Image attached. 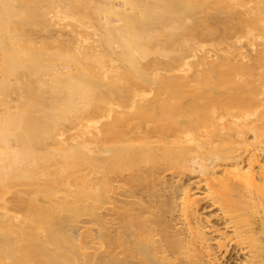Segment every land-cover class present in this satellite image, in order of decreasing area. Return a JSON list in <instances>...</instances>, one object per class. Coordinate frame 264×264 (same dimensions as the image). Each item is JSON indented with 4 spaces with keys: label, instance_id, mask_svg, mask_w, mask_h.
Listing matches in <instances>:
<instances>
[{
    "label": "bare ground",
    "instance_id": "1",
    "mask_svg": "<svg viewBox=\"0 0 264 264\" xmlns=\"http://www.w3.org/2000/svg\"><path fill=\"white\" fill-rule=\"evenodd\" d=\"M232 245L264 264V0H0V264Z\"/></svg>",
    "mask_w": 264,
    "mask_h": 264
},
{
    "label": "rangeland",
    "instance_id": "2",
    "mask_svg": "<svg viewBox=\"0 0 264 264\" xmlns=\"http://www.w3.org/2000/svg\"><path fill=\"white\" fill-rule=\"evenodd\" d=\"M217 213H218L217 209H213L207 201L201 202L198 206L199 218L201 219L203 226L206 227L205 233L207 237L209 238V244L213 248L215 247L217 240L220 237H223L224 234H226L222 229L221 222L216 217ZM227 237L229 239L233 238V236L230 233H227ZM247 240H251V239L248 238L246 239L245 242H247ZM250 242H252V240L249 241V243ZM245 245L249 247L248 242L247 244L242 245V247H244ZM237 249H236V245H232L230 248H226V249L223 248L221 250H218L216 253L217 254L216 258L218 257L220 264H241L240 262L241 260H244V261L250 260V258L246 259L245 255L243 256L239 255L238 256L239 260H235L236 258L235 252Z\"/></svg>",
    "mask_w": 264,
    "mask_h": 264
}]
</instances>
